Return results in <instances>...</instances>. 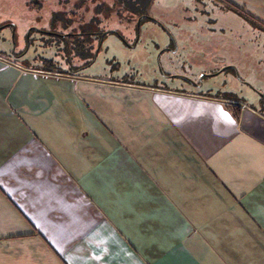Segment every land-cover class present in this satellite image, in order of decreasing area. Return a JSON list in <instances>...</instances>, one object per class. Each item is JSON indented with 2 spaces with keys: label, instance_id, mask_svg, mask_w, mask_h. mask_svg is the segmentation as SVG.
Here are the masks:
<instances>
[{
  "label": "crops",
  "instance_id": "1",
  "mask_svg": "<svg viewBox=\"0 0 264 264\" xmlns=\"http://www.w3.org/2000/svg\"><path fill=\"white\" fill-rule=\"evenodd\" d=\"M71 70L0 51V264H264V112Z\"/></svg>",
  "mask_w": 264,
  "mask_h": 264
},
{
  "label": "rangeland",
  "instance_id": "2",
  "mask_svg": "<svg viewBox=\"0 0 264 264\" xmlns=\"http://www.w3.org/2000/svg\"><path fill=\"white\" fill-rule=\"evenodd\" d=\"M110 1L0 0V51L27 67L74 66L105 80L232 93L264 112V5L231 0L254 22L221 0H153L149 16L155 20L140 21L136 33L138 17L108 12ZM100 11L105 14L96 16ZM69 21L103 24L120 34H108L82 68L84 58L65 42Z\"/></svg>",
  "mask_w": 264,
  "mask_h": 264
},
{
  "label": "flooded vegetation",
  "instance_id": "3",
  "mask_svg": "<svg viewBox=\"0 0 264 264\" xmlns=\"http://www.w3.org/2000/svg\"><path fill=\"white\" fill-rule=\"evenodd\" d=\"M99 9H97V12ZM102 11V10H101ZM99 12L96 14V16L104 15L105 13ZM108 13L106 12V15ZM92 17V16H91ZM68 22V21H67ZM67 22L64 23L65 26L67 25ZM70 22L69 26V32L67 33V37L65 36V42L69 47H73L74 51L77 53L78 56H84L85 54L93 55L92 58H94V55L96 54L97 49L100 47V44L102 40L108 35V34H117L120 33L114 29L107 26H104L103 24H97L95 22ZM140 18L138 17L136 19V22H134V31L137 33L139 24H140ZM67 38V39H66ZM94 42V45L92 44ZM127 42V41H126ZM128 43V42H127ZM131 45H134L133 43ZM166 48H169L170 50H173V45L168 44ZM82 68L84 67V63H82Z\"/></svg>",
  "mask_w": 264,
  "mask_h": 264
},
{
  "label": "trees",
  "instance_id": "4",
  "mask_svg": "<svg viewBox=\"0 0 264 264\" xmlns=\"http://www.w3.org/2000/svg\"><path fill=\"white\" fill-rule=\"evenodd\" d=\"M221 1L228 4L230 7L237 8L236 10L242 13L244 17L249 18L253 20L254 22H258L248 12L238 9V7H236V5L231 3L230 1L228 0H221ZM152 3H153V0H111L108 4L107 11L109 12L112 9L113 12L117 13L118 15H121L122 13H124L125 15L127 14L136 15V17H139L140 21H142L143 19L148 18L149 8ZM98 7L100 8L101 6L98 5ZM92 56L93 55H90V54H85L84 56H81L82 58H84L83 63L88 64L89 62H91L93 60ZM71 68L73 71L77 70V69H74V66H72ZM212 94L213 96L225 97L226 99H235V98L239 99L232 93H227L225 95L223 93L216 92Z\"/></svg>",
  "mask_w": 264,
  "mask_h": 264
},
{
  "label": "water",
  "instance_id": "5",
  "mask_svg": "<svg viewBox=\"0 0 264 264\" xmlns=\"http://www.w3.org/2000/svg\"><path fill=\"white\" fill-rule=\"evenodd\" d=\"M148 18H150V19H152V20H155L153 17H151V16H149V15H148Z\"/></svg>",
  "mask_w": 264,
  "mask_h": 264
},
{
  "label": "snow or ice",
  "instance_id": "6",
  "mask_svg": "<svg viewBox=\"0 0 264 264\" xmlns=\"http://www.w3.org/2000/svg\"><path fill=\"white\" fill-rule=\"evenodd\" d=\"M225 116H227V113H225Z\"/></svg>",
  "mask_w": 264,
  "mask_h": 264
}]
</instances>
